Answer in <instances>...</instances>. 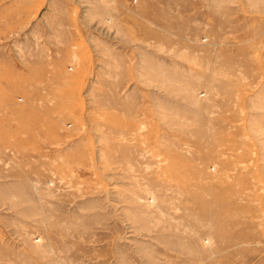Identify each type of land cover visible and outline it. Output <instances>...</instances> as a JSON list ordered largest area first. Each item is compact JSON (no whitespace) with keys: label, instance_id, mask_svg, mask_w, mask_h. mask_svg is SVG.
I'll return each mask as SVG.
<instances>
[{"label":"rangeland","instance_id":"374dc122","mask_svg":"<svg viewBox=\"0 0 264 264\" xmlns=\"http://www.w3.org/2000/svg\"><path fill=\"white\" fill-rule=\"evenodd\" d=\"M6 2L0 264H264V0Z\"/></svg>","mask_w":264,"mask_h":264},{"label":"crops","instance_id":"0c3cea01","mask_svg":"<svg viewBox=\"0 0 264 264\" xmlns=\"http://www.w3.org/2000/svg\"><path fill=\"white\" fill-rule=\"evenodd\" d=\"M11 4L9 2H6V0H0V41H4L5 38L9 34V28H10V14L9 10ZM68 8H65L64 11L61 13V15L57 16L56 22H57V27L60 26L62 27L61 30L57 31V35L60 37H55L52 36L55 42L58 44H61V46L58 47L57 51H66L67 50V42L72 40V33L71 31L68 30L69 22H67V17H68ZM71 37H70V36ZM63 43L66 44V46H63ZM1 54L3 58H9V53L5 52L4 49L1 50Z\"/></svg>","mask_w":264,"mask_h":264}]
</instances>
